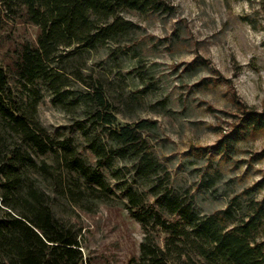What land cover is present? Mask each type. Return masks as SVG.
I'll list each match as a JSON object with an SVG mask.
<instances>
[{
  "label": "trees",
  "instance_id": "obj_1",
  "mask_svg": "<svg viewBox=\"0 0 264 264\" xmlns=\"http://www.w3.org/2000/svg\"><path fill=\"white\" fill-rule=\"evenodd\" d=\"M163 4L0 0V21L25 11L28 21L39 27L37 45H24L15 63L23 88L42 81L63 111L79 108L71 129L82 138L77 142L69 133L50 132L35 115L39 96L29 101L31 108L23 109L29 96L17 95L0 64V264H87L79 229L58 214L57 205L62 201L73 212L90 211L98 201L110 204L114 194H122L120 204L144 229L138 254L126 264H264V175L232 196L226 208L200 215L192 202H180L163 184L160 192L153 180L160 165L149 141L157 129L155 120L120 122L103 82L85 81L81 69L72 75L86 86H66L67 75L59 67L64 57L95 50L130 28L132 21L124 19L121 10L145 13ZM238 108L241 112L230 129L210 146H193L195 155L232 159L241 142L264 136V109L244 103ZM258 155L264 157V148ZM111 161L120 165H110ZM125 172L137 175L135 186L121 182ZM164 205L180 218H164ZM155 226L166 234L162 243Z\"/></svg>",
  "mask_w": 264,
  "mask_h": 264
},
{
  "label": "rangeland",
  "instance_id": "obj_2",
  "mask_svg": "<svg viewBox=\"0 0 264 264\" xmlns=\"http://www.w3.org/2000/svg\"><path fill=\"white\" fill-rule=\"evenodd\" d=\"M163 2L160 10L145 13L121 10V16L132 21L130 28L95 50L64 57L59 67L67 75V88L86 86L72 75L79 69L85 81L103 82L120 122L155 120L157 129L149 141L160 161L153 178L159 191L163 192L162 184L168 186L180 202H192L200 215H211L264 175V157L258 155L264 148L260 134L241 142L228 160L191 150L218 141L237 120L241 103L264 109V0ZM38 34L39 27L28 21L25 11L3 18L0 64L17 95L29 96L23 109L31 108L29 101L39 96L37 119L50 132L69 133L80 142L79 131L71 129L73 117L81 114L79 108L63 111L47 84L38 81L28 84L27 90L19 80L15 63L24 45H37ZM83 152L95 161L89 150ZM103 171L113 183L106 168ZM123 176L121 182L136 185L137 175L125 172ZM111 197L110 204L98 201L90 211L73 212L62 201L57 205L58 214L79 229L87 264H126L138 254L142 224L120 204L122 194ZM162 216L180 218L169 213L166 205ZM153 230L162 243L166 234L158 226Z\"/></svg>",
  "mask_w": 264,
  "mask_h": 264
}]
</instances>
